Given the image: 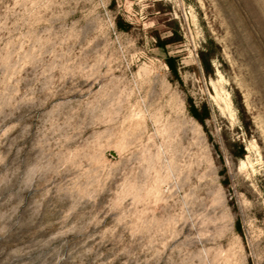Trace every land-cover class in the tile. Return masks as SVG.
Returning a JSON list of instances; mask_svg holds the SVG:
<instances>
[{
    "label": "rangeland",
    "instance_id": "rangeland-1",
    "mask_svg": "<svg viewBox=\"0 0 264 264\" xmlns=\"http://www.w3.org/2000/svg\"><path fill=\"white\" fill-rule=\"evenodd\" d=\"M0 264H264V0H0Z\"/></svg>",
    "mask_w": 264,
    "mask_h": 264
},
{
    "label": "trees",
    "instance_id": "trees-1",
    "mask_svg": "<svg viewBox=\"0 0 264 264\" xmlns=\"http://www.w3.org/2000/svg\"><path fill=\"white\" fill-rule=\"evenodd\" d=\"M117 27L121 30H127L128 25L123 26V24L121 22H117ZM165 44H167L166 41H160L157 39V46L163 48L165 46ZM210 57L207 56L205 57L202 53L200 54L199 57V62L200 65L203 69V72L205 75H209L210 74V63H209ZM165 65L167 66L171 76H173V78L176 79V81H178L180 83L179 80V76H178V71H177V63L175 58L173 57H166L165 58ZM188 112L190 114V116L195 119L199 124L203 125L205 119H208L209 117V110L205 105L202 106H195L192 103H189L188 105ZM244 155V150L242 148L241 145H239V150H238V154H237V158H241Z\"/></svg>",
    "mask_w": 264,
    "mask_h": 264
}]
</instances>
